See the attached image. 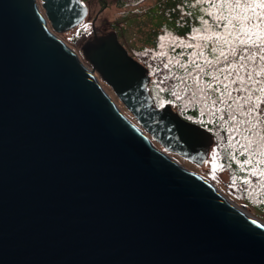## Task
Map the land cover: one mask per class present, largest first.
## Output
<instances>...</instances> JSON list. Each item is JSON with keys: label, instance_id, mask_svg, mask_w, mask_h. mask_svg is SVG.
Segmentation results:
<instances>
[{"label": "water", "instance_id": "95a60500", "mask_svg": "<svg viewBox=\"0 0 264 264\" xmlns=\"http://www.w3.org/2000/svg\"><path fill=\"white\" fill-rule=\"evenodd\" d=\"M87 14L0 0V264H264V223L171 157L202 166L212 135L155 106L114 32L90 68L57 37Z\"/></svg>", "mask_w": 264, "mask_h": 264}, {"label": "snow or ice", "instance_id": "6c2138e0", "mask_svg": "<svg viewBox=\"0 0 264 264\" xmlns=\"http://www.w3.org/2000/svg\"><path fill=\"white\" fill-rule=\"evenodd\" d=\"M196 4L217 8L215 13H207L215 20L211 25L212 34L203 39L211 43L195 45L199 51L189 53L185 61L170 57L163 63L159 83L166 89H175L171 95L177 100L184 101L185 105H198L210 116L225 111L223 106L226 105L227 116H220L221 120L236 121L237 110H240L247 119L237 124H248L245 131L264 125V0H196ZM204 23L209 21L204 20ZM198 31L208 30L193 29V32ZM159 39L164 41L166 36ZM183 55V51L177 53V56ZM173 63L182 74L172 71ZM232 131L240 132V129ZM241 136L248 142L237 143L247 151L251 140L243 133ZM260 138L264 140V135ZM261 154L264 155V146ZM242 163L249 165L250 160ZM260 163L256 161L252 165L250 174L264 176V171L258 168Z\"/></svg>", "mask_w": 264, "mask_h": 264}, {"label": "rangeland", "instance_id": "374dc122", "mask_svg": "<svg viewBox=\"0 0 264 264\" xmlns=\"http://www.w3.org/2000/svg\"><path fill=\"white\" fill-rule=\"evenodd\" d=\"M87 2L89 3V14L86 20L71 31L57 34V37L77 54L87 68L90 66L83 59L80 48L85 41L91 38L90 27L85 37L82 36L83 38L76 36V31L83 30L86 25H90L92 20L96 32L102 33L110 28L117 35L119 43L126 49L128 55L136 58V54L145 51L169 52L168 49L174 44L185 42L193 36H210L212 34L211 25L215 17H209L207 13L217 11V8L210 4H196V0H87ZM204 20H208L209 23L205 24ZM193 29H207L208 31L193 32ZM161 36H166V39L160 41ZM204 43H211V41L204 40ZM95 76L121 112L133 121L111 89L100 80L97 74ZM148 89L155 101V106L159 107L157 96L160 92L152 86V83ZM172 159L187 170L204 177L228 200L240 208L243 207L229 170L220 171L215 163L213 149L210 150L202 166H196L177 156H172ZM245 212L252 215L247 210Z\"/></svg>", "mask_w": 264, "mask_h": 264}, {"label": "trees", "instance_id": "16d2710c", "mask_svg": "<svg viewBox=\"0 0 264 264\" xmlns=\"http://www.w3.org/2000/svg\"><path fill=\"white\" fill-rule=\"evenodd\" d=\"M186 44H191L193 47L187 48L184 46ZM198 44H205L202 36H196L195 39L189 38L185 40L184 44H174L175 47L174 45L170 47L169 52L153 53L145 51L136 54V58L148 69L152 86L160 92L157 96L159 104L168 103L183 120L206 129L212 135L213 145L210 150L213 149L215 163L219 166V170H229L231 180L240 196L243 207L264 222V176L250 174L251 167L256 161L261 162L258 166L259 171H264V155L261 154L264 140L260 138L261 135H264V125H258L255 129L245 131L246 128H249L248 124H237V121L247 119L241 114L240 110H237L236 121L221 120L220 116H227L226 105L223 106L225 111L210 116L202 111L198 105L190 103L185 105L184 101L177 100L176 97L171 95V91H175V89H166L164 85L159 83L163 63L167 62L170 57L185 61L189 53L199 51L195 47ZM181 51L184 52V55L177 56V53ZM205 51L207 54V50ZM170 67L176 74H182L175 63ZM237 127L240 132L232 131ZM241 133L251 140V148L247 151L240 147V143L248 142L243 140ZM237 141H240V143H237ZM245 159L250 160L249 165L242 163ZM245 180L248 183H244Z\"/></svg>", "mask_w": 264, "mask_h": 264}, {"label": "flooded vegetation", "instance_id": "af4514ba", "mask_svg": "<svg viewBox=\"0 0 264 264\" xmlns=\"http://www.w3.org/2000/svg\"><path fill=\"white\" fill-rule=\"evenodd\" d=\"M103 1V0H102ZM82 2H84V3H86V5L88 6L89 5V3L87 2V0H82ZM93 25H94V21L92 20L91 21V23H90V25H86L85 27H84V29L83 30H77L76 31V36H80V37H82L83 35H86V33H87V31H88V27H93ZM96 32V31H95ZM108 32H112L111 31V29L109 28V30H106L105 32H102V33H98V32H96V34L97 35H102V34H105V33H108Z\"/></svg>", "mask_w": 264, "mask_h": 264}, {"label": "clouds", "instance_id": "9594fccd", "mask_svg": "<svg viewBox=\"0 0 264 264\" xmlns=\"http://www.w3.org/2000/svg\"><path fill=\"white\" fill-rule=\"evenodd\" d=\"M71 49V48H70ZM72 50V49H71Z\"/></svg>", "mask_w": 264, "mask_h": 264}]
</instances>
